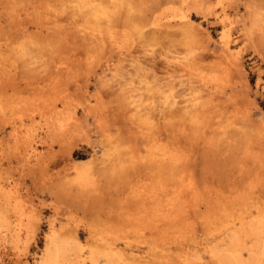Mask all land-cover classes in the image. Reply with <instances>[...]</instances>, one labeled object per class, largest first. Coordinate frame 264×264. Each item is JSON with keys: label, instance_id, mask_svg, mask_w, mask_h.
Returning a JSON list of instances; mask_svg holds the SVG:
<instances>
[{"label": "rangeland", "instance_id": "1", "mask_svg": "<svg viewBox=\"0 0 264 264\" xmlns=\"http://www.w3.org/2000/svg\"><path fill=\"white\" fill-rule=\"evenodd\" d=\"M259 208L264 0H0V264H214Z\"/></svg>", "mask_w": 264, "mask_h": 264}, {"label": "bare ground", "instance_id": "2", "mask_svg": "<svg viewBox=\"0 0 264 264\" xmlns=\"http://www.w3.org/2000/svg\"><path fill=\"white\" fill-rule=\"evenodd\" d=\"M223 49L226 54L230 53L231 46L229 42L224 43ZM222 235L223 237L219 238L220 240L215 237L214 244L210 247L206 246L209 248L205 249L210 254L211 261L214 264H264V209L259 208L257 216L251 220H238V222L233 220ZM53 252H46L42 264H61L59 250L56 249ZM80 256L79 254V259ZM95 258L98 257L95 255ZM94 260L96 259L93 257L92 262L95 263ZM77 264L80 263L77 262ZM83 264H85V261H83Z\"/></svg>", "mask_w": 264, "mask_h": 264}]
</instances>
